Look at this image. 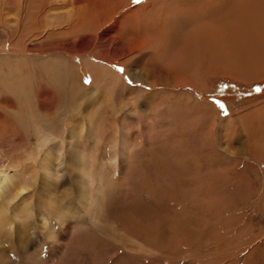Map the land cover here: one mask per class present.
Wrapping results in <instances>:
<instances>
[{"label":"rangeland","instance_id":"rangeland-1","mask_svg":"<svg viewBox=\"0 0 264 264\" xmlns=\"http://www.w3.org/2000/svg\"><path fill=\"white\" fill-rule=\"evenodd\" d=\"M27 4L23 14L6 10L13 21L0 28V66L35 81L24 89L38 97V63L59 58L30 61L26 47L64 42L37 30L44 0ZM148 5L129 0L126 7ZM135 15L127 14L128 25L145 17ZM177 34L157 51L97 59L114 78L93 85L74 53L80 79L73 80L89 89L73 97L69 75L65 86L44 85L51 94L41 93L40 115L56 135L38 161L27 155L36 144L26 133L31 126L13 116L21 103L14 106L0 84V180L8 179L0 200L8 212L18 205L10 224L0 218V264H264V80L250 76L232 50L213 52L212 70L196 60L179 71L199 44L184 42V28ZM3 100L10 109H1ZM46 164L55 170L49 176Z\"/></svg>","mask_w":264,"mask_h":264},{"label":"bare ground","instance_id":"bare-ground-1","mask_svg":"<svg viewBox=\"0 0 264 264\" xmlns=\"http://www.w3.org/2000/svg\"><path fill=\"white\" fill-rule=\"evenodd\" d=\"M29 1L0 0V28L9 29L8 24L13 21V18L6 16V10L10 6H16L17 10L23 14L29 6L27 4ZM107 1L44 0V5H40V14L38 10L37 17L39 20L37 30H40V32L44 30L48 37L58 38L57 42L63 41L64 43L51 45L40 51L26 47V55L29 59H32L30 61L43 59L48 56L59 58L54 60V62L50 60V66L46 65V61L43 60L38 63L39 67L37 66V68L40 73V79H35L39 81V88L42 89L38 97L32 93L31 88H29L30 91L28 87L24 89L29 79H24L17 75L14 70L2 69L3 66H0V84L2 88L9 92V96H12L11 99H15L14 106L17 102L21 103L20 109L13 113V116L18 120L17 124H29L31 128L27 130V135L28 133L30 135L35 134L36 144L30 147L31 151L27 152V155H30L28 157H34L33 159L37 161L40 160L38 157L40 153H44L47 142L51 141L52 137L56 135L47 127V122L49 121L43 114L42 116L40 115L42 113L41 110L46 105V102L40 96L41 93L44 90L47 94H51V90L44 88V85L60 83L65 86L67 84V75H69L70 92L73 97H83L86 95L84 94V89L86 91L89 89V87H85L82 84L79 86L73 80V78L80 79L78 72L75 70L80 61L76 63L74 57L76 54L74 53H81L79 55L82 56L83 61L81 69L91 75L92 85L96 81L108 82L113 80L114 73L106 65L99 63L97 59H107L108 56L123 59L132 52L147 54L146 49L150 48L153 51H157L162 44V40H175L178 38L177 31L184 28L187 31V39L185 38L184 42L187 43L191 38L198 40L199 49L197 57L195 56L196 53L192 57L188 55L183 57L181 62L175 66L179 71L181 69L186 71L190 62L196 60H199L201 67L212 70L209 63L211 54L215 52L224 55L228 53V50H232L240 53L239 56L243 59L242 67L248 70L250 76L259 79V81L264 80V0H148L149 5L143 9L138 6H133L134 8L131 6L126 7L129 5V0H117L115 3ZM122 10L124 12L117 17ZM137 13L145 15L144 19L142 18L143 21L139 17L135 18ZM127 14L135 16L130 25L125 20L127 19ZM22 22L20 18L14 20L16 27L20 30L21 26L24 25ZM107 24L108 26H106ZM49 26L50 28L47 29ZM96 27L99 29L97 37H94L92 33L95 32L94 29ZM113 32L121 36L111 37ZM130 33L132 34L131 39ZM121 37H125V40H122ZM65 38L68 39L64 40ZM69 54L72 55V60L69 61L71 64L67 63ZM84 54H88L89 57H84ZM90 58L93 60H90ZM12 66L8 65V67ZM18 67L15 66L13 68L18 69ZM61 70L62 72H60ZM32 78L34 79V77ZM182 83L198 88L193 80L186 77L182 79ZM34 100L36 101L35 107L31 105ZM11 104L12 102L9 103L3 100L1 109H10ZM59 115L60 117H58ZM65 115L66 112L61 110L57 113L58 118L56 119L63 123ZM1 132L0 127V136ZM63 161L61 163L64 166ZM42 169L43 176H49L50 170L53 172L52 164H46ZM6 180L8 179L2 177L0 183ZM27 185H29V182L26 185L24 183L22 189ZM79 185H82L80 181ZM81 187L83 188V186ZM3 206V202L0 200V218H4V221L10 224V213L15 216L18 211V205L14 204L13 209L11 208L9 212L7 207L4 208ZM45 224L46 222H44Z\"/></svg>","mask_w":264,"mask_h":264},{"label":"crops","instance_id":"crops-1","mask_svg":"<svg viewBox=\"0 0 264 264\" xmlns=\"http://www.w3.org/2000/svg\"><path fill=\"white\" fill-rule=\"evenodd\" d=\"M198 88H200V87H198ZM201 89V88H200Z\"/></svg>","mask_w":264,"mask_h":264}]
</instances>
